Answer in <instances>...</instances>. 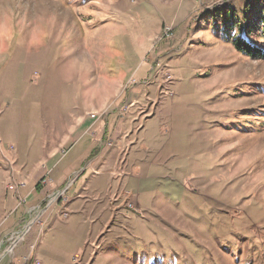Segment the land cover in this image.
<instances>
[{
	"label": "rangeland",
	"instance_id": "374dc122",
	"mask_svg": "<svg viewBox=\"0 0 264 264\" xmlns=\"http://www.w3.org/2000/svg\"><path fill=\"white\" fill-rule=\"evenodd\" d=\"M245 3L0 0V232L5 192L48 184L47 149L83 112L128 123L124 143L70 150L67 183L4 237L0 264L21 243L14 264H37L33 244L59 253L45 264H264V59L200 21Z\"/></svg>",
	"mask_w": 264,
	"mask_h": 264
},
{
	"label": "crops",
	"instance_id": "0c3cea01",
	"mask_svg": "<svg viewBox=\"0 0 264 264\" xmlns=\"http://www.w3.org/2000/svg\"><path fill=\"white\" fill-rule=\"evenodd\" d=\"M80 116H81L80 121L79 123H77L75 128L69 130L68 133L65 132L63 134L62 139L61 140L59 139L60 141L59 144H61V147L57 148L56 151H53L55 147V143H54L53 144L54 146L52 148L47 149L49 150V153H48V156L43 160L42 164L44 165L41 171L43 173L40 172V175L47 176L48 184L45 185L43 183H40V189H39L38 188L39 180L29 179L26 177V181L23 182V184H21L22 186H19L20 187L19 189L17 190L14 189L11 191L7 190L5 192L2 198L1 210L3 211L2 212L3 216L7 215L6 217H8L7 218L8 221L7 223L5 222L6 225L1 230L2 232H0V250H2L1 246L4 245L3 244L4 237H6L9 233H11L14 229L21 227V225L27 222L28 218L30 217L28 208L30 207L33 208L34 206L36 205L38 206L41 204V202L44 200L45 191L46 190L48 191V187L51 188V190H55L60 185L67 183L68 179L70 178V174L68 175V173L70 171L71 166L65 165L62 169H59V165L62 163V161L65 160V156L67 157V154H69L70 150H72L73 148H76V146H78L80 143L84 141V143L87 145V148L84 149L81 152L80 156H78L75 159L76 161H80L82 160L83 156H85L86 154L90 152V149H92L94 145L96 146L99 140V137H101L100 141L106 140L109 137L114 138L116 139V142L118 143H122V142L124 143V137L125 136L126 138L128 137L126 133V128L128 127L127 125L128 123L125 125L124 120L122 123L120 122L117 123V126H116V121L110 123L109 117H107L106 121L96 122L95 120L91 119L92 117L91 115H88V113L83 112ZM110 156L111 154H109V157ZM101 158L102 157L97 159V155H96V158L94 157L92 160L93 163L87 164V167L85 168L83 173H85V171L86 172L91 171V168H92V172L95 173V170H94L96 169L95 165ZM49 164H52L53 168L49 166ZM115 172L116 171L112 168V170L109 171V174L114 175ZM22 176L24 177V175ZM22 176L20 172H18L15 178L17 180H20L21 178H23ZM11 188L13 187L11 186ZM19 194L27 198L28 207H20V208L17 207L16 204L18 202ZM44 236H40L39 238L40 239L39 242L41 241L43 244L48 242L46 241V237ZM36 237L37 236L35 235V239ZM52 245L53 244H50L48 246V249H44L43 247L42 249H40V251H39L40 246L38 247L37 245H35V250L32 253L33 254L32 259L39 260L41 264H45L46 261L50 258L57 259V261L59 262L61 257L59 256V253L57 251L54 250L53 252ZM17 249H19V252L18 254L15 253L14 262L16 260L15 259L16 256L17 257L24 256L25 254L29 252V248L24 246L23 243H21ZM55 249H56V246H55Z\"/></svg>",
	"mask_w": 264,
	"mask_h": 264
},
{
	"label": "trees",
	"instance_id": "16d2710c",
	"mask_svg": "<svg viewBox=\"0 0 264 264\" xmlns=\"http://www.w3.org/2000/svg\"><path fill=\"white\" fill-rule=\"evenodd\" d=\"M200 21L201 25L208 24L219 40L232 44L242 54L264 59V0H246L241 12L218 5L206 10Z\"/></svg>",
	"mask_w": 264,
	"mask_h": 264
},
{
	"label": "built area",
	"instance_id": "2783aa9c",
	"mask_svg": "<svg viewBox=\"0 0 264 264\" xmlns=\"http://www.w3.org/2000/svg\"><path fill=\"white\" fill-rule=\"evenodd\" d=\"M165 30L167 31V32H170V33H172V26L171 25H168V26H166V28H165ZM13 187V186H12ZM28 229V228H27ZM26 233V231L24 230L23 231V233H17V234H14L13 236H11V237H13V243H12V246H11V248L8 250V252H13V247L17 244L16 242H17V240H19L20 238H22L23 237V235ZM33 247L35 248V245L33 244ZM30 259L31 258H26L25 260L27 261V263L30 261ZM26 263V264H27ZM36 263L37 264H39V260H36Z\"/></svg>",
	"mask_w": 264,
	"mask_h": 264
}]
</instances>
